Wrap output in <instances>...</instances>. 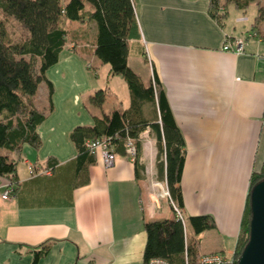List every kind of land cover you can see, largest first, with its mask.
<instances>
[{
	"label": "crops",
	"instance_id": "obj_1",
	"mask_svg": "<svg viewBox=\"0 0 264 264\" xmlns=\"http://www.w3.org/2000/svg\"><path fill=\"white\" fill-rule=\"evenodd\" d=\"M133 2L141 33L139 42L133 40V52L142 69L130 64L131 55L129 64L142 80L146 74L145 85L156 70L186 141L180 182L184 215L215 220V228L198 235L201 254L228 251L225 238L236 251L250 179L264 164V21L260 37L254 34L259 29L245 24V14L230 11L222 21L213 18L208 0ZM86 32L88 51L66 47L46 74L54 89L52 109L46 82L39 87L44 101H37L39 89L34 96L46 113L38 128L42 146L36 150L25 144L17 166L18 191L8 200L1 199L8 182L0 177V264H144L145 223L175 217L172 209L171 215L165 212V202L158 208L148 194L147 162H140L138 176L127 154L118 153L109 168L97 159L89 167V183L72 186L77 156L72 130L131 102L126 83L125 99L115 95L119 104L108 107L107 97L101 107L91 103L100 88L114 90L116 76L94 54L95 26L86 22ZM241 37L242 53L223 48ZM88 61L96 72L87 68ZM149 137L152 142L142 143L141 157L147 159L150 148L156 152L157 171L160 150L153 129ZM44 242L50 247L35 262Z\"/></svg>",
	"mask_w": 264,
	"mask_h": 264
},
{
	"label": "trees",
	"instance_id": "obj_2",
	"mask_svg": "<svg viewBox=\"0 0 264 264\" xmlns=\"http://www.w3.org/2000/svg\"><path fill=\"white\" fill-rule=\"evenodd\" d=\"M208 1L209 13L218 21L229 17L231 5L244 16L255 6L252 27L259 29L255 35L263 36L260 27L264 21V0ZM10 20L21 27L18 35L10 31ZM86 22L95 26L96 36L92 42L94 54L98 61L111 66L110 75L124 78L131 102L129 107L115 108L101 117L93 115L91 126L80 125L72 130L71 139L77 151L72 161V186L78 188L89 183V167L97 162V156L86 142L102 137L112 142L117 155L128 156L127 140L135 141L139 153L134 163L136 174L140 176L142 140L139 136L149 127L157 135L160 150L157 159L158 178L168 184L174 202L182 208L180 182L186 161V141L156 70L153 69L154 76L149 85H145L141 75L129 64L131 44L135 47L133 40H141L133 0H0V177L7 180L14 193L18 191L20 179L17 166L24 159L25 144L36 150L42 146L38 128L46 118V113L38 108L34 96L40 85L46 82L52 109L54 89L46 74L60 61L66 47L70 46L75 53L88 51ZM75 23L83 26L82 29L71 27ZM140 47L141 56L147 60L144 45L140 43ZM87 66L96 72L91 62L88 61ZM109 91V88H100L90 97L91 103L101 107ZM150 107L152 119L147 117L146 109ZM261 168L250 179L248 204L236 245L237 256L250 239L251 189L264 179V164ZM189 224L197 237L206 229L216 226L211 215H194L189 218ZM144 228L147 233L144 264H149L153 258H164L171 264H185L186 255L192 262L198 261L202 255L200 240L190 239L187 229L176 216L147 222ZM49 247L48 242L41 243L40 251L35 253V262Z\"/></svg>",
	"mask_w": 264,
	"mask_h": 264
},
{
	"label": "built area",
	"instance_id": "obj_3",
	"mask_svg": "<svg viewBox=\"0 0 264 264\" xmlns=\"http://www.w3.org/2000/svg\"><path fill=\"white\" fill-rule=\"evenodd\" d=\"M245 20V19H244ZM245 44V39L241 37V39L237 38L235 39L231 45H225L223 48L227 51H235L237 53H242L244 50L243 46ZM149 127L146 128V131H144L142 134H140L139 139L142 140V143L144 144V147L147 143H150L149 133H150ZM127 146H126V152L128 153V156L135 161L136 157L138 156V149L137 145L135 144V141L132 139L127 140ZM88 148L91 150V152L95 153L97 156V159L105 165V167L109 168L115 165V161L117 158V152L115 151V148L112 146V142L107 137L102 138H96L88 140L87 142ZM143 147V148H144ZM143 160V157H139V162ZM31 173L35 172V169L33 167L30 168ZM150 169L148 168L147 171V165L145 167L144 173L147 176V181L150 184V187L148 188V191L152 192L154 198H156L157 202H160V199L166 198L168 200L170 207L173 208L174 215L182 222L183 227H186V218L184 216V211L182 208H180L176 203L174 202L172 195L169 193L168 184H166L165 181H162L158 178V173L156 172L155 176L156 179L150 180V175H148ZM51 171L48 170L45 173H50ZM166 186V187H165ZM161 187V190L159 188ZM14 195V190L10 186V184L5 185V192L2 194L1 199L2 200H8ZM159 208V207H158ZM185 264H238L239 260L236 257V254L234 252L233 257H228L224 252L218 251V252H207L202 254L199 257V260L196 262H192L191 259H189L188 255L185 257ZM149 264H171L169 260L161 259V258H153Z\"/></svg>",
	"mask_w": 264,
	"mask_h": 264
},
{
	"label": "rangeland",
	"instance_id": "obj_4",
	"mask_svg": "<svg viewBox=\"0 0 264 264\" xmlns=\"http://www.w3.org/2000/svg\"><path fill=\"white\" fill-rule=\"evenodd\" d=\"M230 13H231V15L233 14V15H237V16H242L243 14H241V12L240 13H237L238 11L233 7V5H231L230 6ZM254 11H255V6H253V7H251V9L249 10V11H247V13H246V16H243V17H246L247 19H248V21L250 22H248V23H245L246 25H250L251 23H252V21L254 20V18H255V14H254ZM234 13H236V14H234ZM9 29H10V31L13 33V34H15V35H18L19 33H20V31H21V27L18 25V24H16V22L14 21V20H10L9 21ZM255 34V33H254ZM255 36H257V35H255ZM133 47H134V44H131V49H130V51L132 52L131 53V60H130V64L135 68V69H138V70H141L142 69V67H141V65H140V63L142 64V62H139L140 60V58H138L137 56H135V54H134V52H133ZM143 63H145V62H143ZM101 66H108V68L110 67V65L109 64H103V63H101ZM150 66V64H147L146 63V67L148 68ZM140 68V69H139ZM144 76L146 77V74H144ZM144 77V81L146 82V81H148L147 80V78H145ZM115 82L116 83H118V84H115ZM113 86H114V90H111V93H110V91L108 92V95H107V98H108V100H107V106L109 107V106H111L112 105V103H117L118 102V104H119V102L120 101H117V98L115 97V95H118V97H120V100H123V98L125 99V96H126V94H129L128 92V89H127V86H126V82H125V80H124V78L123 77H121V76H116V78H115V80L113 81ZM40 91L38 92V95H37V101H38V103L39 104H41V102L42 101H44L43 100V96H44V93H43V91H42V89H39ZM91 95H92V93H91ZM149 106H150V104H148ZM151 108V107H150ZM152 116H153V114H152V111L150 112V111H148L147 112V117H149V118H151L152 119ZM151 142H152V140H151V138H148ZM148 144V143H147ZM146 144V145H147ZM150 151H151V153H150V155L147 157V159H144L143 158V160L145 161V162H147L146 164H147V171H148V168L150 169V171H149V173H148V175H150L149 177H150V180H153V179H156V176H155V174H156V172L154 171V169H155V160H154V158L156 159V152H154V151H152L151 150V148H150ZM156 170V169H155ZM148 184H149V182H148ZM167 184V183H166ZM148 187H150V184H149V186ZM166 187V186H165ZM159 190H161V187L159 188ZM148 194L151 196V198L152 199H154V204H155V206H157V207H160V203H161V201H163V202H165L166 204V207H168L166 210H165V212H167V214L169 215L170 214V212H169V209H170V211H172L173 210V208L172 207H170V205H169V201L168 200H166V198H163V199H160V202H157V200H156V198H154L153 196H155V195H153L152 194V192L150 191V189H149V191H148ZM153 195V196H152ZM168 205V206H167ZM172 209V210H171ZM174 212V211H173ZM175 214V213H174ZM171 215V214H170ZM185 216V215H184ZM185 218H186V222H187V224H186V227H187V233H188V237H190V239H195V238H198L195 234H194V232H193V230H192V226H190V224H189V219H188V217L187 216H185ZM206 237H208V238H212V234H210V235H207ZM213 240V239H212ZM225 240L228 242L227 244V247H229L228 248V251H225L224 252V254H226L228 257H233V254H234V252H235V250L233 249H230V248H232V246L233 245H231L232 243H229L230 241H229V238L227 239V238H225ZM236 257H237V259L239 260L240 259V255H236Z\"/></svg>",
	"mask_w": 264,
	"mask_h": 264
},
{
	"label": "water",
	"instance_id": "obj_5",
	"mask_svg": "<svg viewBox=\"0 0 264 264\" xmlns=\"http://www.w3.org/2000/svg\"><path fill=\"white\" fill-rule=\"evenodd\" d=\"M250 239L238 264H264V179L251 189Z\"/></svg>",
	"mask_w": 264,
	"mask_h": 264
},
{
	"label": "bare ground",
	"instance_id": "obj_6",
	"mask_svg": "<svg viewBox=\"0 0 264 264\" xmlns=\"http://www.w3.org/2000/svg\"><path fill=\"white\" fill-rule=\"evenodd\" d=\"M148 145H150V144H148Z\"/></svg>",
	"mask_w": 264,
	"mask_h": 264
}]
</instances>
